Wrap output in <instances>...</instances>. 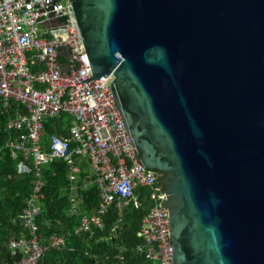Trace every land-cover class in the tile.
Listing matches in <instances>:
<instances>
[{
  "label": "water",
  "instance_id": "water-1",
  "mask_svg": "<svg viewBox=\"0 0 264 264\" xmlns=\"http://www.w3.org/2000/svg\"><path fill=\"white\" fill-rule=\"evenodd\" d=\"M71 2L158 180L172 264H264V0Z\"/></svg>",
  "mask_w": 264,
  "mask_h": 264
},
{
  "label": "built area",
  "instance_id": "built-area-1",
  "mask_svg": "<svg viewBox=\"0 0 264 264\" xmlns=\"http://www.w3.org/2000/svg\"><path fill=\"white\" fill-rule=\"evenodd\" d=\"M92 76L71 0H0V111L9 114L6 128L16 131L8 145L13 157L24 158L19 172L34 176L20 214L28 235L9 245L13 254L18 249L24 256L3 264H39L47 249L65 245L63 235L43 237L37 222L45 184L42 166L57 158L69 165L71 214L79 213L76 180L83 161L90 167L84 187H98V208L82 217L75 233L102 228L113 206L123 216L132 204L147 205L137 251L156 264H172L173 240L158 180L139 168L111 90L113 76ZM12 102L17 104L13 112ZM62 114L68 118L66 133L51 135L44 146L46 121L59 124Z\"/></svg>",
  "mask_w": 264,
  "mask_h": 264
},
{
  "label": "trees",
  "instance_id": "trees-1",
  "mask_svg": "<svg viewBox=\"0 0 264 264\" xmlns=\"http://www.w3.org/2000/svg\"><path fill=\"white\" fill-rule=\"evenodd\" d=\"M17 107L11 103V112ZM9 110V111H10ZM9 114L0 111V264L14 263L24 254L17 249L13 254L11 241H19L28 235L20 221V214L32 190L33 173H21L18 165L24 160L22 155L13 157L8 142L15 137L14 129H7ZM65 114L45 123L42 144L48 145L53 134L65 133L63 122ZM88 165L78 178L80 210L77 215L69 212L70 181L69 165L63 159L48 161L42 166L45 181L41 192V212L37 218L43 237L51 234L63 235L64 246L49 248L39 264H156L137 251L141 242L137 236L147 205L126 208L123 216L116 207H111L104 216L102 228L93 227L91 231L75 233L86 214L98 208L99 195L95 184L84 187ZM83 186V187H82ZM82 187V188H81ZM137 192H143L138 188Z\"/></svg>",
  "mask_w": 264,
  "mask_h": 264
},
{
  "label": "crops",
  "instance_id": "crops-1",
  "mask_svg": "<svg viewBox=\"0 0 264 264\" xmlns=\"http://www.w3.org/2000/svg\"><path fill=\"white\" fill-rule=\"evenodd\" d=\"M65 133H66V130H65ZM45 148H47V147H45ZM57 159H61V158H57ZM64 160V159H63ZM66 161V160H65ZM68 163V162H67ZM87 164L88 165V172H87V174H86V177H87V175H88V173H89V170H90V167H89V163L85 160V161H83V164H82V169H81V173H82V171H83V165L84 164ZM81 173H79V175H78V177H77V180H76V184L79 186V184H78V178H79V176L81 175ZM68 177H69V173H68ZM86 177H85V179H84V185H85V181H86ZM70 181V180H69ZM92 184H94V183H92ZM70 185H71V182H70ZM88 185H91V184H88ZM88 185H86L85 187H87ZM96 185V184H95ZM97 186V185H96ZM98 188V187H97ZM77 194H78V198H79V210H80V202H81V198H80V196H79V188H78V190H77ZM98 195H99V192H98ZM99 200H100V197H99ZM98 205H99V203H98ZM96 211V210H95ZM94 211V212H95ZM93 212V213H94ZM92 214V213H91ZM86 215H88V214H86Z\"/></svg>",
  "mask_w": 264,
  "mask_h": 264
}]
</instances>
